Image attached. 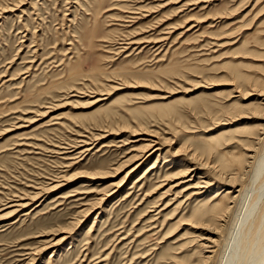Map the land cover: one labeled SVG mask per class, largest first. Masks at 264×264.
<instances>
[{
    "label": "rangeland",
    "instance_id": "374dc122",
    "mask_svg": "<svg viewBox=\"0 0 264 264\" xmlns=\"http://www.w3.org/2000/svg\"><path fill=\"white\" fill-rule=\"evenodd\" d=\"M263 149L264 0H0V264H222Z\"/></svg>",
    "mask_w": 264,
    "mask_h": 264
},
{
    "label": "bare ground",
    "instance_id": "6f19581e",
    "mask_svg": "<svg viewBox=\"0 0 264 264\" xmlns=\"http://www.w3.org/2000/svg\"><path fill=\"white\" fill-rule=\"evenodd\" d=\"M149 136L150 137L148 139H144L146 140V143L143 145V147L139 151L140 153L136 157L135 165L127 172V174H132L142 164V162L146 158H149L151 155L156 154L157 152H158V155L161 154L163 145L157 139L158 136L156 137L155 135L151 133L149 134ZM250 149H253V148H250ZM249 154H251V152ZM250 157H252L253 159L255 158V161L253 160L254 162L253 163L251 162L253 174L251 176V180L249 181V185H248V182H247V185L246 184L244 185L243 183L239 184V182L238 183L236 182L239 180V177L243 171L241 164L237 162L238 167L236 166L234 168L236 170L235 174L231 176L228 175L226 177H223L222 180L220 181L221 186L218 187L219 190L216 192V194L214 193L212 197V199L216 200V203L214 205L217 207L220 217L222 215H225L226 213L229 214L231 209H233L234 211L233 215L235 216L236 214V217H234V220L232 219L233 224L229 229V236L226 239L227 240L226 244L224 245L225 249H223L222 251L223 252L222 253V256H223L222 264H264V213L262 217L260 218L261 220L256 226L255 225L256 220L254 218H256L257 214L256 212L254 213L251 210L252 209L251 207H249L250 200L252 201V196H253L252 191H251L253 184L258 179L257 176L259 177L261 170L263 171L264 169V149L259 155H251ZM155 166L156 165H153L151 169L155 168ZM191 168L192 167L189 166L184 171H181L178 176L174 177L175 179H177V181L174 182L170 188H173V189L178 188L186 184L190 180H192L191 176L193 175L192 173L196 170V167H194L193 169ZM246 173L247 172H245V174ZM209 176L212 177L210 174L201 175V178H204L203 180L196 182L195 184L189 183V185H187L186 187L182 189V192H184V194L185 192H189L191 190V192L189 193V197H187V199L191 198L192 195L203 194L208 188H210L214 183H216L211 178H209ZM139 180L140 179H137L138 182ZM228 184H229V187H228ZM113 185L117 187L119 184L114 183ZM105 195H108V193H106ZM102 199L103 197L101 198V200ZM12 201L14 202V199ZM252 203L254 202L252 201ZM252 203H251V206H252ZM246 215L247 217L245 221L243 220L244 222L241 223L240 221L241 218L245 217ZM222 220H224V218ZM65 238L66 237H63L62 239L60 238L57 241L50 242V244L44 248L53 247L54 245L61 243ZM208 241H210L209 237H208ZM215 250L216 249H214V251ZM207 257H208L207 259L210 260L211 256H207Z\"/></svg>",
    "mask_w": 264,
    "mask_h": 264
}]
</instances>
